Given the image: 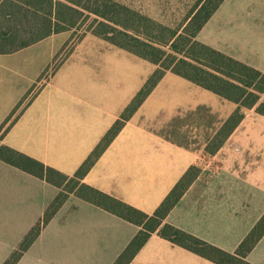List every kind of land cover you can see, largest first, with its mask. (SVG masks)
<instances>
[{"label": "rangeland", "instance_id": "rangeland-1", "mask_svg": "<svg viewBox=\"0 0 264 264\" xmlns=\"http://www.w3.org/2000/svg\"><path fill=\"white\" fill-rule=\"evenodd\" d=\"M117 1L169 25L181 23L196 2ZM73 33L53 35L23 53L0 58L15 69L13 83L9 85L16 99L15 107L38 85L27 99L38 90L33 101L35 110H96L101 117L99 124L110 121V129L157 67L92 34L80 41L82 32ZM197 39L264 72V0H225ZM58 54L57 64L62 65L53 73V61ZM48 68L49 72H45ZM42 75L44 79L39 82ZM166 76L133 114L117 139L120 144L137 141L158 146L160 176L143 184L136 180L133 185L129 179L116 183L111 181L110 171L103 163L97 167L95 163L94 170L90 171L93 170L91 180L96 185H91L86 178L84 181L89 186H103L104 190L119 194L125 199H118L149 215L154 214L192 166V154L204 153L207 138L218 129L217 125H213L214 130L209 128L204 124L206 120H198L194 115L204 108L224 121L236 108V104L172 72ZM3 104L5 102L0 105V127L15 108L3 115ZM14 120L5 126L8 131L0 141L10 147V144H19L20 135H24V122L15 123ZM23 150L18 151L41 161L37 148ZM75 151V154L71 149L60 153L51 151L44 158L49 164L41 162L73 176L89 157L78 165L80 151ZM250 154H255L252 160ZM221 161V166L216 161L209 163L205 180L195 190L200 197L201 185L218 175V179L206 188L203 204L182 202L171 213L168 223L226 252L235 253L264 214V117L254 114L247 118L237 135L223 148ZM220 179L224 180L222 187L220 182L216 183ZM59 191L51 184L0 162V264H5L30 232L44 222ZM108 192L105 193L112 194ZM138 232V226L70 194L52 220L42 226L40 234L17 264H114ZM246 260L264 264V237ZM131 264L213 263L155 234Z\"/></svg>", "mask_w": 264, "mask_h": 264}, {"label": "trees", "instance_id": "trees-1", "mask_svg": "<svg viewBox=\"0 0 264 264\" xmlns=\"http://www.w3.org/2000/svg\"><path fill=\"white\" fill-rule=\"evenodd\" d=\"M224 1L196 0L181 23L169 25L117 0H0V55L17 53L52 35L80 31V41L92 34L157 67L130 107L116 120L73 176L0 142L1 161L60 190L48 208L44 222L30 232L5 264L19 262L40 234L42 226L52 220L70 194L139 227L138 234L114 264H131L155 234L214 264H252L246 257L264 237V214L235 253L226 252L167 222L170 213L200 176L202 170L198 165H192L187 170L152 215L84 182L95 163L167 73L172 72L237 105L224 121L204 108L194 115L198 120H206L203 123L209 128L218 126L217 130L213 128L214 134L207 138L205 152L210 155L218 153L242 124L245 110L255 109L258 115L264 116V72L197 39ZM60 54L53 61L56 68L53 73L62 65L57 64ZM45 72H49V68ZM43 75L39 82L44 79ZM36 88L38 85L30 89L14 108L7 122L0 127V141L8 131L5 126L13 118L16 123L37 97L38 90L27 101Z\"/></svg>", "mask_w": 264, "mask_h": 264}, {"label": "crops", "instance_id": "crops-1", "mask_svg": "<svg viewBox=\"0 0 264 264\" xmlns=\"http://www.w3.org/2000/svg\"><path fill=\"white\" fill-rule=\"evenodd\" d=\"M40 42H38L37 44H39ZM37 44L31 47H28L26 49H23L17 53H13L9 55H0V58H5V57L9 58L11 56L18 55L19 53H23V51L29 48L30 49L33 48ZM12 58H15V57H12ZM10 66H11V63L0 61V105L2 102H5V104H3L4 105L3 115H7L8 112L12 110L16 104V99L11 94L12 91H9V85L13 83V78L15 74V69L11 68ZM166 77L167 76H165L164 79H166ZM164 79L162 81H164ZM11 95H12V98L10 99ZM7 97H9V99ZM33 104H35V102L34 103L32 102V104L28 107V109L19 119L20 122L22 121L24 122L23 124L24 135H20L19 144H10V145L21 151H24L23 149H25L26 151V148L28 147L37 148L39 152L41 153L39 157L41 161L43 160L46 162L47 160H44V158H47L51 151L60 153L61 151H64L66 149L68 150L71 149V153L73 154L76 153L75 150H77V152L80 151V156L78 158V165H79L81 162L84 161V159H86L87 156L90 155V153L96 147V144L102 138L103 134L109 130L108 127L111 126L110 121L108 123L99 124V121H101V117H100V113H98L96 110L86 111V112L79 111V110H64V109L35 110L33 108L34 106ZM48 107L49 105L45 108H48ZM236 108H237V105H236ZM245 114H246L245 119L243 120L242 124L232 134V136L228 139V141L225 143V145L221 148V150L218 153H216L215 155H210L206 152L192 154L193 159L191 161L192 163L191 165H198L201 168L202 172L200 176L198 177V179L194 182V184L186 192V194L184 195L182 200L179 202V204L171 212L172 214L174 213L175 210H177V208L180 206L182 202L190 201V204L191 203L198 204V205L203 204L202 196L205 194L206 188L209 187L210 184L214 183L216 179H218L217 174H215L213 177H210V179H206L208 180L207 184L201 185L200 187L201 189L198 192V195L200 194L202 195L200 197L197 196V194L195 193V190L198 188L199 184H201L203 180H205V176L208 170L207 168H208L209 163L216 161L218 163V166L222 165L221 157L223 153V148L227 145V143L231 139H233L237 135L238 130L243 126L247 118L251 117L254 114H256L258 117H264V116L258 115L255 109L246 110ZM120 136H121V133L113 141V143L106 150V152L101 156V158L96 162L97 164L95 167L103 163L105 165V168L110 171L111 181L116 182V183H121L123 179H129L131 183L135 185L136 180L139 181V184H143L144 182L151 181L153 178L157 179L160 176V174L158 173V167L160 166L158 146L155 147L153 144H146V143L137 142V141L120 144L117 141V139ZM11 143H14V142L11 141ZM164 144L168 145L167 142H164ZM250 157L252 160L255 157V154L254 155L250 154ZM0 162H2L3 164H6L5 162L1 160ZM46 163L49 164V162H46ZM10 167L15 168L13 166H10ZM93 170L89 172V174L86 176V179L89 181L91 185H96L91 180L92 178L91 172H93ZM155 174L156 176L153 177L152 175H155ZM29 176H32V175L29 174ZM231 177L235 178V176H231ZM38 179L39 178H37V180ZM40 182H46V181L40 179ZM219 182H220V187H222L224 180L220 179L216 183H219ZM94 187H97V189H101L105 192H108L104 190L105 188L103 186H94ZM108 193H112L111 195L113 196L116 195L114 192H108ZM232 193L233 192H230V194ZM115 197L120 198V199H125L119 194L116 195ZM171 213L167 219V222L169 221L172 215ZM263 213H264V208H263ZM151 239H153V236L151 237Z\"/></svg>", "mask_w": 264, "mask_h": 264}]
</instances>
